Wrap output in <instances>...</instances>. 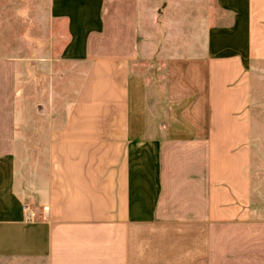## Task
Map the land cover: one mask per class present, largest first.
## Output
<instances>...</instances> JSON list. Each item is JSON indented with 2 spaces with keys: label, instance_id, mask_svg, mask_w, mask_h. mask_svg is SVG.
<instances>
[{
  "label": "crops",
  "instance_id": "1",
  "mask_svg": "<svg viewBox=\"0 0 264 264\" xmlns=\"http://www.w3.org/2000/svg\"><path fill=\"white\" fill-rule=\"evenodd\" d=\"M33 1L0 0V264H264V0H45L36 43Z\"/></svg>",
  "mask_w": 264,
  "mask_h": 264
},
{
  "label": "rangeland",
  "instance_id": "2",
  "mask_svg": "<svg viewBox=\"0 0 264 264\" xmlns=\"http://www.w3.org/2000/svg\"><path fill=\"white\" fill-rule=\"evenodd\" d=\"M24 3V2H22ZM27 3V10H29L28 8V3ZM33 17L31 22L29 23V19H28V15L25 16H18L17 19V28L18 31L21 32L22 35H24L25 31H26V35L30 33H32L33 39H34V43L36 42H40V38H42L43 36L46 35V26L44 25V22L42 20L43 14L42 11L44 10V4H45V0H34L33 1ZM24 9V7H23ZM27 19V23L25 22ZM59 27L61 28L60 24ZM63 35H64V39L62 41V43L64 45L67 44V40H66V32L65 30L63 31ZM61 40V39H60Z\"/></svg>",
  "mask_w": 264,
  "mask_h": 264
},
{
  "label": "built area",
  "instance_id": "3",
  "mask_svg": "<svg viewBox=\"0 0 264 264\" xmlns=\"http://www.w3.org/2000/svg\"><path fill=\"white\" fill-rule=\"evenodd\" d=\"M25 210H27V211L30 212L29 208H27V207L25 208ZM45 210H47V209H45ZM30 217H31L32 219H36V218H37V214H36L35 212H32Z\"/></svg>",
  "mask_w": 264,
  "mask_h": 264
}]
</instances>
